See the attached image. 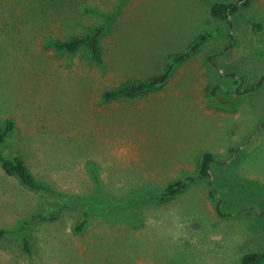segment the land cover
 I'll use <instances>...</instances> for the list:
<instances>
[{"label": "rangeland", "instance_id": "obj_1", "mask_svg": "<svg viewBox=\"0 0 264 264\" xmlns=\"http://www.w3.org/2000/svg\"><path fill=\"white\" fill-rule=\"evenodd\" d=\"M216 2L239 7L222 20ZM243 2L0 0V126L14 121L5 151L59 191L91 194L92 161L109 196L143 193L133 223L94 217L75 232L77 212L46 216L27 252L18 232L42 198L0 165V264H239L264 247V0ZM106 20L100 60L51 44ZM201 32L211 34L161 84L103 98L163 73ZM204 152L231 192L226 217L206 178L153 197L195 173Z\"/></svg>", "mask_w": 264, "mask_h": 264}, {"label": "trees", "instance_id": "obj_2", "mask_svg": "<svg viewBox=\"0 0 264 264\" xmlns=\"http://www.w3.org/2000/svg\"><path fill=\"white\" fill-rule=\"evenodd\" d=\"M246 3L247 0H244L243 4ZM238 7L239 5L237 2H216L211 5L210 12L215 17H219L222 20H228L229 16L238 10ZM105 19L109 20L111 18L105 17ZM107 20L102 24L95 26L87 33L72 35L62 40L54 39L51 40V44L54 45L56 49L67 51L69 53H75L79 50H89L92 58L100 60L101 49L99 40L103 35L105 28H107ZM210 34V32H201L190 44L188 50L173 54L170 66L163 73L155 75L146 81L123 83L116 88L105 91L103 98L109 100L118 96H132L161 84L171 71L172 66L197 51ZM231 104V107L236 105L235 102ZM13 130L14 121L12 119L6 120L4 125L0 126V165L6 174L15 176L25 188L39 194L42 198L37 207H35L29 216L21 222L22 229L24 230L18 232V239L22 241L25 251H31L30 234L33 231L34 225H36L37 222L44 220L46 216H57L65 210L78 213V217L73 225V230L75 232L83 231L94 217H101L109 220L125 218L133 223L135 220V218H133L135 203L138 202V200L143 199V197L141 198L143 193L134 199H128L126 202H122L120 199L109 196L104 189L96 165L92 161L89 162V171L91 178L93 179V190L91 194L78 195L56 190V188L38 178L31 171L20 152L5 151L8 137L13 133ZM213 159L214 157L210 152H204L198 170L195 173L186 174L183 178L168 184L161 192L153 195V197L158 201H167L181 193L189 185L206 178L210 185L209 196L215 203L217 213L223 217L228 216L224 211V208L226 203L231 200V192L226 189V180L221 179L222 185H219L224 186V188L219 190L217 188V183L219 182L216 183L218 178H216V180L215 178L212 179L213 174L210 170V162L213 161ZM133 201H135V203ZM262 208L263 212L260 215L264 216V205ZM6 234V230L0 229V236H6ZM239 264H264V247H261L259 250L246 252L242 256Z\"/></svg>", "mask_w": 264, "mask_h": 264}, {"label": "water", "instance_id": "obj_3", "mask_svg": "<svg viewBox=\"0 0 264 264\" xmlns=\"http://www.w3.org/2000/svg\"><path fill=\"white\" fill-rule=\"evenodd\" d=\"M230 17V16H229ZM235 76V75H234Z\"/></svg>", "mask_w": 264, "mask_h": 264}]
</instances>
